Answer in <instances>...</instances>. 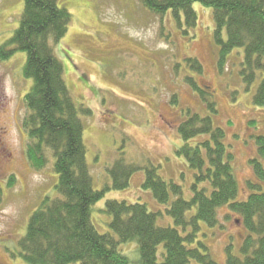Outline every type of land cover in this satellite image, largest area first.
Segmentation results:
<instances>
[{
    "label": "rangeland",
    "instance_id": "1",
    "mask_svg": "<svg viewBox=\"0 0 264 264\" xmlns=\"http://www.w3.org/2000/svg\"><path fill=\"white\" fill-rule=\"evenodd\" d=\"M57 5L68 10L71 21L64 36L55 44L50 40V46L63 65L74 103L92 112L88 116L80 112L79 117L93 187L105 190L91 209L96 230L111 232L107 200L144 203L150 211L160 212L158 225L177 227L167 206L159 204L142 183L145 169L154 166L163 180L181 186L184 199L191 198L194 171L177 154L182 145L177 126L187 109L210 115L214 125L224 129L238 182L235 200L247 199L246 181L254 180L249 161L258 158L263 164L256 137L264 136V107L253 104L259 81L247 84L242 77V48L234 49L219 65L212 9L194 3L197 24L188 29L183 17L178 22L170 10L155 14L140 0H57ZM23 6L24 0H0V47L12 38ZM186 57L198 60L199 74L187 65ZM24 63L25 52L20 50L0 61V126L6 130L5 149L12 154L0 170V264H29L19 255L17 242L40 203L58 196L51 151L47 149V163L40 170L25 157L22 99L32 80L23 75ZM186 77H193L210 94L216 113L208 109ZM173 97L176 104L171 103ZM119 158L139 169L127 187L114 189L108 169ZM10 175L16 177L11 186L7 185ZM174 198L171 193L170 201ZM199 225L194 245H205L217 264H226L227 246L240 254L247 231L237 214L221 207L217 225ZM119 249L130 254L133 245L120 244ZM162 249L160 246L159 260Z\"/></svg>",
    "mask_w": 264,
    "mask_h": 264
},
{
    "label": "trees",
    "instance_id": "2",
    "mask_svg": "<svg viewBox=\"0 0 264 264\" xmlns=\"http://www.w3.org/2000/svg\"><path fill=\"white\" fill-rule=\"evenodd\" d=\"M151 12L163 15L171 11L190 29L197 24L193 4L212 9L213 37L219 47L218 63L236 48L244 52L241 74L247 84L258 80L253 104L264 107V0H140ZM71 14L57 5V0H24V6L12 38L0 47V61L17 51L25 52L24 77L31 79L23 95L26 114L22 128L27 135L25 157L35 169L47 163L46 151L53 156L58 196L46 197L30 215L25 234L19 238V255L29 264H217L202 243L194 245L200 222L218 224V210L227 207L239 216L247 231L240 254L226 247V264H264V136L256 137L258 158L249 162L254 180H247V199L235 200L238 182L231 165L232 153L225 143V131L215 126L210 115L189 109L177 126L182 145L177 154L184 157L194 171L192 196L183 198L181 186L166 182L154 166L145 169L142 183L166 212L175 226H160V212L150 211L144 203L107 200L111 232L99 233L91 221L94 203L104 195L95 190L86 161L83 123L79 113L91 110L78 107L63 77V65L55 55V44L66 33ZM11 45L12 48L8 46ZM196 73L201 66L196 58L186 57ZM186 82L198 93L212 113L215 103L193 77ZM173 97L171 103L176 104ZM138 166L117 159L108 169L111 186L123 189ZM14 175L7 185L15 183ZM109 187L106 186L105 189ZM171 193L175 198L170 201ZM194 208V211L192 212ZM132 244L130 254L120 244ZM161 259H158L159 247Z\"/></svg>",
    "mask_w": 264,
    "mask_h": 264
},
{
    "label": "flooded vegetation",
    "instance_id": "3",
    "mask_svg": "<svg viewBox=\"0 0 264 264\" xmlns=\"http://www.w3.org/2000/svg\"><path fill=\"white\" fill-rule=\"evenodd\" d=\"M3 127L4 126H0V170L2 169L4 164L8 163L12 159V154L8 153L7 149H5L6 147L4 144V140L6 130Z\"/></svg>",
    "mask_w": 264,
    "mask_h": 264
}]
</instances>
